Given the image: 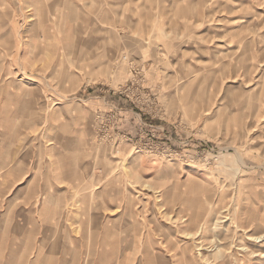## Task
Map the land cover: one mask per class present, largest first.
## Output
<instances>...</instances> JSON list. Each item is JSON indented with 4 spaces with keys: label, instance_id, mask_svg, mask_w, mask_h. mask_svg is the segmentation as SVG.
<instances>
[{
    "label": "rangeland",
    "instance_id": "obj_1",
    "mask_svg": "<svg viewBox=\"0 0 264 264\" xmlns=\"http://www.w3.org/2000/svg\"><path fill=\"white\" fill-rule=\"evenodd\" d=\"M49 2V71L18 68L34 96L0 132L3 171L43 180L0 197V264H235L264 234V0ZM68 169L83 194L62 191ZM109 203L125 210L82 211ZM105 219L116 244L93 241Z\"/></svg>",
    "mask_w": 264,
    "mask_h": 264
},
{
    "label": "crops",
    "instance_id": "obj_2",
    "mask_svg": "<svg viewBox=\"0 0 264 264\" xmlns=\"http://www.w3.org/2000/svg\"><path fill=\"white\" fill-rule=\"evenodd\" d=\"M57 3L59 4L60 1H57ZM23 8L26 9V12L22 11L26 17L31 15L30 19L36 20L31 22V26L27 28V31L24 34L25 38H23L21 32V25L19 26L21 22L19 19V9ZM50 12L51 3L49 0H0V132L12 134L18 130L17 127H20V125L17 123L18 117L19 115L27 112V107L29 108V105L27 106L28 100L31 98L30 95L33 94L31 91L28 92L26 89L22 90L24 88L23 82H30L32 77L30 78L28 76L26 78H20V82L17 80L18 68L20 66L34 67L36 64V66H40L42 70L49 71L50 64L47 63L45 65L44 60L47 59L50 50V36L52 34L56 35L50 27ZM39 25H42V27L39 28ZM19 89L22 91H19ZM33 96L34 94L32 97ZM107 98L110 99L111 96H104V99ZM116 98V96L112 97L113 100ZM25 103L26 107L24 106ZM128 106H130V104H128ZM125 109L129 115L124 117V125L126 127H133L130 118L136 119L138 115H136L134 112L133 114H130L128 110L131 108ZM145 118L149 119L147 116ZM2 155L3 152L1 150L0 141V197H2V195H7V191L9 189H18L25 179L27 182H25L26 184L24 194L26 197L29 196L27 199L31 201L34 197L33 195H40L37 188H32V183L34 182V179L43 180V175L40 173H36L34 176L29 175V172L25 173L21 170V168L19 169L17 164L16 167L10 168L7 171H3L1 165ZM68 170L69 172H65L59 177V179L64 180L66 184V186L64 184H60V186L63 187L62 191L65 193V195H71L72 190L77 189L79 191L78 194H83V185L81 183L79 184V179L72 177L70 169ZM108 179H110V177H106L104 180L106 181ZM48 181H50V178H48ZM80 181H82V179H80L79 182ZM94 183L95 180L90 179L89 185H93ZM96 188L99 190L97 191L99 194L105 196H111L112 194L114 195L115 193H113V191L118 189L113 186L106 187L103 185L102 187L97 186L92 190H96ZM41 189L44 191L45 187L43 186ZM112 203L101 207H95L94 204H92L90 207H83L82 211L108 212L109 210H119L122 212L125 210L122 205H116L115 207ZM45 208L48 207L44 204L42 211H44ZM15 210H18V207ZM10 211H13V207L10 208ZM91 222L92 221H90V223ZM100 222L101 223H93V227H96L97 229L98 227L101 228L99 235L98 231L94 235L93 241L99 244H116L117 242L114 241V239H110L113 236L112 230L113 227H115V223H111L106 219L105 221L101 220ZM34 232L35 230L32 226L31 233ZM111 232L112 234H110ZM35 233H39V228L36 229ZM73 238L77 239V237ZM119 242H121V240ZM1 257L2 255L0 254V258Z\"/></svg>",
    "mask_w": 264,
    "mask_h": 264
},
{
    "label": "bare ground",
    "instance_id": "obj_3",
    "mask_svg": "<svg viewBox=\"0 0 264 264\" xmlns=\"http://www.w3.org/2000/svg\"><path fill=\"white\" fill-rule=\"evenodd\" d=\"M199 216H200V213H197L195 216H194V219H199ZM201 226V224H200ZM204 226H202V230H199L198 232H195V233H188L189 237L191 239H194V240H197V243L199 245L198 249L199 250H208L209 251V248L211 245H209L207 243V241H205V230H204ZM231 229H228V233L225 234L224 237H220L218 236V240L214 243V246H216V248H219V244H222V243H225L224 241L226 242H229L230 241V246H233L234 245V241H231L232 238L231 237V233L229 234V231ZM238 230L240 231H245V232H250L251 231V228L250 226H244V225H239L238 226ZM251 241V243L255 246L254 248H251L249 249V247H239L238 249L240 250V252L238 254H234V258H235V264H242V261L243 262H253V261H256L257 264H264V234H261V235H258V236H255L253 234H250L248 235ZM196 242V241H195ZM195 244V243H194ZM197 245V246H198ZM193 247V246H192ZM251 247V246H250ZM213 249V248H211ZM223 250V248H219V251L218 252H221ZM242 252H245L246 251V255L244 256V253H241ZM182 254V253H181ZM184 256V255H183ZM244 256V258L241 259V257ZM256 259V260H254ZM210 260V257H206V261L208 262ZM192 262V261H191ZM210 263V262H208ZM219 264H227V258L226 256H224V259L222 262H220Z\"/></svg>",
    "mask_w": 264,
    "mask_h": 264
}]
</instances>
